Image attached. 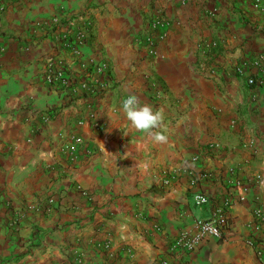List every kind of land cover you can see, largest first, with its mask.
Returning a JSON list of instances; mask_svg holds the SVG:
<instances>
[{
    "label": "crops",
    "instance_id": "1",
    "mask_svg": "<svg viewBox=\"0 0 264 264\" xmlns=\"http://www.w3.org/2000/svg\"><path fill=\"white\" fill-rule=\"evenodd\" d=\"M4 1L0 264H264V225L251 226L264 210V0L262 9L255 0ZM159 12L168 32L149 58L136 41ZM87 14L94 27L83 58L111 64L116 82L100 101V133L75 124L86 112L82 94L72 100L46 79L54 54L79 66L52 19ZM129 94L162 112L153 131L165 140L131 126L121 109ZM71 132L93 151L75 166L61 152ZM198 194L207 204H196ZM229 197L223 239L170 253L181 231Z\"/></svg>",
    "mask_w": 264,
    "mask_h": 264
},
{
    "label": "built area",
    "instance_id": "2",
    "mask_svg": "<svg viewBox=\"0 0 264 264\" xmlns=\"http://www.w3.org/2000/svg\"><path fill=\"white\" fill-rule=\"evenodd\" d=\"M255 6L262 9L261 0H255ZM6 9L7 2L0 1V13H4ZM262 10L264 11V9ZM90 18L89 14L79 15L66 20L65 23H62L61 16L52 19L53 25H60L64 29L62 48L70 51L72 58H74L72 62H78L79 66L75 69L76 66L74 67L73 64L68 65L65 62L66 60L59 59L54 54L49 56L47 60L46 79L50 84H58V88L72 100H74V96L82 94L83 100L87 104L86 112L84 114L77 113L75 124L80 127L85 123H89L95 131L100 133L105 128L104 119L100 113V101L116 82L112 75L111 64L102 60L97 62L94 58H83L81 46L89 44L93 36L94 23ZM168 25L166 17L162 12H159L153 18H150L148 28L142 37L136 41L137 45L149 58L157 56L158 43L166 38ZM145 78L147 82H150L155 98H163L165 95L164 87L155 81L151 75H145ZM256 83L257 81L252 76L248 78L250 86ZM43 120L48 123L51 118L48 114H44ZM61 152L68 156L71 166H75L80 162V154L91 155L93 153L87 147L85 141L75 132L63 135ZM257 182L262 185L263 178L259 176ZM170 183L171 181L167 180L165 185H170ZM192 183L195 184V181ZM195 200L197 205H204L208 202V199L202 194L196 195ZM232 204L233 199L231 197L226 198L222 204L215 207L211 219L198 221L193 230L181 231L170 243V253L176 256L189 255L211 239H223L225 231L230 226L229 209ZM262 225H264V210L258 207L254 211L251 226L259 230ZM155 230L160 232L161 228L156 226ZM249 243L253 245L254 241L250 240ZM155 264L171 263L169 260H160Z\"/></svg>",
    "mask_w": 264,
    "mask_h": 264
},
{
    "label": "clouds",
    "instance_id": "3",
    "mask_svg": "<svg viewBox=\"0 0 264 264\" xmlns=\"http://www.w3.org/2000/svg\"><path fill=\"white\" fill-rule=\"evenodd\" d=\"M121 109L132 127L149 133L156 141L166 139L161 132L153 131L160 127L163 119L162 112L154 111L148 104H141L138 97L132 94L123 98L121 101Z\"/></svg>",
    "mask_w": 264,
    "mask_h": 264
}]
</instances>
